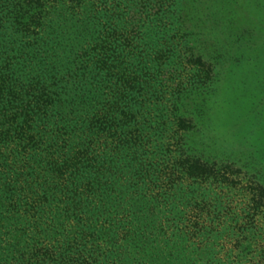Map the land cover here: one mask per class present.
I'll use <instances>...</instances> for the list:
<instances>
[{"label": "trees", "instance_id": "1", "mask_svg": "<svg viewBox=\"0 0 264 264\" xmlns=\"http://www.w3.org/2000/svg\"><path fill=\"white\" fill-rule=\"evenodd\" d=\"M190 1L0 0V264H264V188L193 145L225 22Z\"/></svg>", "mask_w": 264, "mask_h": 264}, {"label": "rangeland", "instance_id": "2", "mask_svg": "<svg viewBox=\"0 0 264 264\" xmlns=\"http://www.w3.org/2000/svg\"><path fill=\"white\" fill-rule=\"evenodd\" d=\"M253 1H220L223 9L218 11L217 16L225 24L221 31H216L219 37L212 35L219 50L213 53L212 58L201 57L200 62L205 68L210 67L203 96L207 105L202 108L199 121L193 119L191 122L197 125L198 135L199 132L202 134L193 144L197 147V155L207 163L216 161L223 166L230 165L229 169L223 168L222 173L236 183L237 194L250 192V188L256 184L264 188V83L254 78L257 69L253 56L256 54H251L253 56L250 58L242 55L243 59L249 58L246 62H235L233 59V55L239 56L236 51L239 40L236 38L240 35L236 34H240L245 24L251 28V21L257 17ZM207 2H188L190 10L186 9L185 14L191 17L190 24L201 14L209 13ZM259 6L264 11V3ZM233 25L236 27L233 28ZM197 49L194 51L195 57L201 56L200 47ZM216 54H219L218 57Z\"/></svg>", "mask_w": 264, "mask_h": 264}]
</instances>
